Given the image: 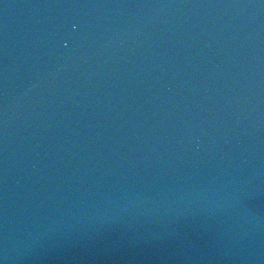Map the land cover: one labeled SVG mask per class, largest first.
Listing matches in <instances>:
<instances>
[{"label":"water","instance_id":"1","mask_svg":"<svg viewBox=\"0 0 264 264\" xmlns=\"http://www.w3.org/2000/svg\"><path fill=\"white\" fill-rule=\"evenodd\" d=\"M0 264H264V0H0Z\"/></svg>","mask_w":264,"mask_h":264}]
</instances>
